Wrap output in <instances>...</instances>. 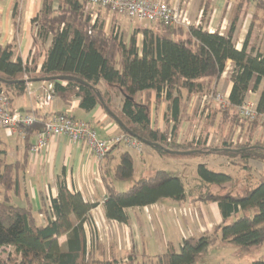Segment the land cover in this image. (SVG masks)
Returning <instances> with one entry per match:
<instances>
[{
	"label": "trees",
	"instance_id": "obj_1",
	"mask_svg": "<svg viewBox=\"0 0 264 264\" xmlns=\"http://www.w3.org/2000/svg\"><path fill=\"white\" fill-rule=\"evenodd\" d=\"M247 1L255 3V10L264 9L263 2ZM243 4L244 0H237L223 34L218 30L209 32L202 25L184 28L158 21L136 28L129 41L124 42L115 31H106L102 18L92 19L84 0H41L38 13L31 20L34 35L30 59L14 58L13 42L0 44V91L12 101L26 91L25 80L48 78L55 96L64 101L77 97L79 107L85 111L97 105L104 110L106 107L121 122L118 128L122 133L150 146L160 156L194 158L219 154L231 161L238 159L246 169L251 160L264 164V138L255 137L258 126L264 128V123L258 124L257 117L251 121L245 119L237 109L249 91L258 92L256 112L258 118L264 116V51L256 52L254 46L248 49L251 25L239 49L233 41ZM98 8L111 12L108 8ZM255 16L256 12L252 17ZM138 34H141L139 45ZM41 54V63H36ZM227 61L232 66L225 105L214 101L217 105L209 109L203 120L204 135L177 141L185 101L193 96L215 94ZM59 76H74L88 85L58 80ZM137 94L143 95V100L137 99ZM152 95L156 106L165 104L162 126L151 117ZM44 119L45 116L37 115L31 125L21 128L26 133L23 138L27 146L29 136L42 129ZM208 127L220 135V144H209ZM5 153L0 148L3 186L0 247L10 246L13 253L0 258V264H135L131 253L122 262L113 254L96 252L95 229L88 239L86 225L93 227L90 212L97 203L85 200L78 191L68 190L64 181L59 182L56 197L49 203L42 201L39 209L42 221L35 218L29 202L22 206L11 203L10 194L18 187L16 168L23 162L8 163ZM196 174L205 184L223 185L231 179L227 173L215 172L203 163L196 166ZM132 176V156L124 150L113 168V180L128 181ZM102 180L106 189L102 203L104 216L120 223L129 222L128 208L148 206L166 198L175 201L186 198L182 180L161 169L125 190L116 189L114 181L105 176ZM196 200L215 203L220 224L210 232L183 237L178 250L168 244L160 253L143 254L141 264H194L216 242L242 250L263 245L264 182L253 187L248 183L242 194L204 193ZM233 216L237 217L230 221ZM236 264H264V257Z\"/></svg>",
	"mask_w": 264,
	"mask_h": 264
},
{
	"label": "crops",
	"instance_id": "obj_2",
	"mask_svg": "<svg viewBox=\"0 0 264 264\" xmlns=\"http://www.w3.org/2000/svg\"><path fill=\"white\" fill-rule=\"evenodd\" d=\"M40 1L41 0H25L19 4V2L15 0H0V44L4 45L13 42L14 58L19 56L22 61L30 59L32 54H30V51L32 52L33 49L34 35L31 20L38 13ZM163 1L167 2L172 7H177L180 9L184 16H186V18L190 21L189 25H202L209 32L218 30L221 34L227 31L231 21L230 18L232 17L233 6L237 3V0ZM251 5H253L252 1L244 0L241 15L238 19L237 26L233 34V41L235 42V45L238 49L242 46L244 40L246 39L248 31V29L245 30L243 26V23L246 20V16L243 19L244 10H246V8L250 7ZM96 17H101V14L94 13L92 19H95ZM186 26L187 25H183L184 28H186ZM48 44L49 40L45 46L47 47ZM249 48L250 45L248 43V49ZM42 59L43 54L38 57L36 63H41ZM227 66L231 68V61H227L225 69H228ZM225 73L226 70L222 73L220 79L218 80L216 89L220 86L221 80ZM47 85L48 83L45 80H32L31 82L27 83L26 91L22 95L13 98L11 101L12 108L20 112L35 111L37 115L45 116V119L53 114L63 112L76 119L86 121L89 126L96 131V135L100 139L121 133L116 121L106 113L103 107L97 105L92 110L85 111L79 107V98L77 97H71L68 101H64L59 96H54L48 106H44L40 110H36L37 99L43 95ZM230 87L231 82L228 77V83L224 94L225 97L228 96ZM247 97L256 101L258 92L249 91L247 93ZM143 98L144 96L140 94L138 99L143 100ZM116 100L117 103H119V98ZM190 102H192L191 98L186 100L185 104L189 106ZM150 105L152 120L155 121L158 126H162V116L165 110V104L161 103L156 106L154 104V98L152 95ZM162 107H164V109H162ZM157 108H160L159 115L157 113V115L154 114ZM186 114H188L187 111ZM13 132H18L23 137L26 134L20 129H17L16 131H8L0 128V146H2L0 148L6 151L5 158L8 163L23 162L21 167L17 166L16 168L18 187L14 194L18 199H23L22 202L24 204L27 202L31 204L35 218L40 219V221L43 219V215L39 212L42 201L46 203L50 201V199L56 197L59 182L64 181L68 190L78 191L85 200L97 203V206L90 212V219H102L103 222H107L108 224H116L122 230L121 236L123 237L122 239L124 240V245L122 247L121 245L119 246L120 249L118 250L117 255L115 254V250L112 252L113 255L121 259L125 253L126 257L128 254H130L131 246L135 245L134 242H136V239L139 240L138 233L133 230V226L137 222H141L140 219H151L150 214L153 216V212H156L157 210H160L161 213L164 211L165 213H168L170 209L173 213L175 212L173 206L168 208L167 211L164 208H161L160 200L159 202L148 206L128 208L126 210L130 217L128 223H120L114 220H109L104 216L102 203L106 195V189L102 177L105 176L107 179L113 180V168L118 162L120 153L124 150H127L132 156L134 175L137 168L139 167V164L136 163V160L139 158L143 160V151L138 153L134 150L127 149L122 145H117L111 148L105 158L97 161L91 150L85 144H74L70 141L67 135L62 134L50 139L44 149L37 153H33L30 150V146L36 142V134L29 136L28 146L24 138L22 145L16 144L15 146H8L5 142V138L11 137ZM261 132L263 133L262 138H264V128L259 125L255 132V137L257 134L259 136ZM183 135L184 122L181 123L176 140L183 141L185 139H191L183 137ZM144 146L149 148V151H145L146 159H152L153 155L160 156L150 146ZM247 166L250 167L249 161ZM242 191L243 190H241V193ZM204 193L211 192H207L206 188L202 186L199 194L191 199L192 202L199 203L198 207L196 208V215L191 214L190 216L185 217L184 220L181 218V228L179 230L180 238L177 244L178 246L175 247L170 241L165 240L162 246L159 244L156 246V249L159 247L161 249L156 253H160V251L162 252L168 244H171L176 250H178L183 237L198 236L210 232L215 226L220 224L221 217L216 204L213 202L196 200L200 194ZM176 211V214L180 213L179 209H176ZM155 218L159 219V215L156 213ZM92 229H94V226ZM151 233L152 232L150 231L147 236L149 237ZM102 248L103 250L105 249L104 253H110L104 245ZM121 248H123V251ZM154 248L155 245H152L151 249L154 250ZM259 248L261 253H257L255 256L264 257V243ZM142 250H140V254L146 255L145 246ZM156 253L150 255H154Z\"/></svg>",
	"mask_w": 264,
	"mask_h": 264
},
{
	"label": "rangeland",
	"instance_id": "obj_3",
	"mask_svg": "<svg viewBox=\"0 0 264 264\" xmlns=\"http://www.w3.org/2000/svg\"><path fill=\"white\" fill-rule=\"evenodd\" d=\"M18 1L19 4L24 2L25 0H15ZM19 9V8H18ZM20 10V9H19ZM89 12L100 13L101 17L105 23V29L109 32H116L117 35L121 37L124 42H128L130 36L136 28L141 29L145 26V22H138L134 19H130L125 16H120L117 14H113L111 12L106 11L105 9H100L95 7L94 9H87ZM256 12V16L252 17L253 13ZM246 16V17H245ZM245 17V21L243 26L245 30L248 29L249 25L250 34L248 43L251 46H254L256 52L264 51V9L259 8L255 10V3L253 5L246 8L244 10L243 19ZM252 21V22H251ZM137 30V29H136ZM141 41V34L137 35L138 45ZM235 43V42H234ZM228 69L226 73L223 75L220 86L216 89V92H219L221 95L225 94V90L228 83V77L230 72V67L227 66ZM103 88V86H101ZM140 94H137L136 98L138 99ZM216 102L212 101L210 104H206L203 102L201 98L197 97L192 102H190L189 106L184 103L186 109L185 114L182 118V122H184V135L183 137L187 138H195L198 135L202 134V128L204 123V118L208 114L209 109L215 107ZM217 105V104H216ZM160 107V106H159ZM164 109V107H162ZM186 111L188 114H186ZM160 108H157L155 115H159ZM157 113V114H156ZM169 117V114H167ZM258 124L264 123V121L259 118L257 119ZM211 131V136L209 140V144L214 146L220 144V135L216 134L215 130L212 127H208ZM223 133L225 131L223 130ZM222 133V134H223ZM261 138L263 133L261 132L259 135ZM258 134L256 137H259ZM182 137V138H183ZM5 142L8 146H15L16 144H23V136L18 132H13L11 137L5 138ZM145 145V144H144ZM2 147V146H0ZM143 160L141 158L137 159L136 163L139 164V167L136 170V173L132 176V178L128 181H114L115 187L118 190H125L129 188L134 182L146 178V176L151 175L155 170L162 169L166 171L168 174L172 176H177L182 180L183 186L185 188L186 199L181 202H176L171 199H163L161 200L160 207L164 208L166 211L171 206L174 207L175 212L170 211L165 213H161L160 210L153 212L150 214L151 219H140L141 222H137L133 226V230L138 233L139 240L136 239L135 245L131 246V254L134 257L135 264H141L142 255L140 254V250L146 247V255L151 256L150 254L159 252L160 247L156 249L157 245H163L165 240L170 241L175 247L178 245V241L180 238L179 230L181 228V218L183 220L185 217L192 215H196V208L198 207V202H192L191 199L196 197L201 191V187L204 186L207 192L217 193V194H225L230 193L232 195L242 194L241 190L246 188L248 183L251 184V187L255 186L260 182H264V164L259 161H249L250 167L248 169L244 168L238 159L229 160L226 156H222L219 154H207L196 156L194 158H186V159H172L166 157H160L157 155H153L152 159H146L145 151H149V148L143 146ZM141 153V152H140ZM135 157V156H134ZM140 157V156H139ZM145 161V162H144ZM200 163L206 164L208 168L212 169L215 172H223L227 173L231 176L229 182L225 184H205L201 181V179L196 174V166ZM248 163V162H247ZM2 189L3 186L0 184V198L2 197ZM10 202L17 205H24L22 200L15 197L14 192L12 191L10 194ZM176 209H179L180 213L176 214ZM155 213L159 215V219L155 218ZM179 217V218H178ZM237 216H233L231 220H235ZM40 221V219H37ZM93 226L96 233V243L98 244L96 247V252H103L104 255L109 256L110 253L116 251L117 255L118 250L124 245V240L122 239V230L116 224H108L107 222H103L102 219H92ZM146 223H145V222ZM91 229V230H90ZM154 229V230H153ZM92 228L90 225H86V232L88 239L91 237ZM152 232L149 237L147 236L149 232ZM186 234V233H185ZM136 235V234H134ZM187 236V235H186ZM63 241V238L60 239ZM120 243V244H119ZM105 246L110 253H104L102 246ZM155 245L154 250L151 249V246ZM150 248V250H149ZM123 251V248H121ZM13 248L10 246L0 247V258H6L10 253H13ZM143 252V250H142ZM161 252V251H160ZM257 253H261L260 248H253L242 250L240 247L230 244H221L214 243L210 245L204 252H202L197 261L194 264H236V263H248L249 260L255 258H263L262 256H255ZM145 255V256H146ZM144 256V258H145ZM253 256V257H252ZM123 258V259H122ZM126 253L123 257H121V261H126Z\"/></svg>",
	"mask_w": 264,
	"mask_h": 264
},
{
	"label": "built area",
	"instance_id": "obj_4",
	"mask_svg": "<svg viewBox=\"0 0 264 264\" xmlns=\"http://www.w3.org/2000/svg\"><path fill=\"white\" fill-rule=\"evenodd\" d=\"M86 9L95 7L108 8L112 13L134 19L138 22L152 24L163 22L167 25H189L190 21L177 7L170 6L163 0H84ZM263 2L264 0H253ZM93 17L94 13L90 12ZM55 96L52 83H48L43 95L37 99L36 110L48 106ZM197 96L191 97L193 101ZM201 100L209 103L211 100L225 105L226 97L219 92L202 95ZM239 114L247 120L258 118L256 104L248 97L237 108ZM37 118V113L20 112L12 108V103L4 91H0V128L8 131L21 130L22 127L31 125ZM264 121V116L260 117ZM65 134L74 144H85L93 153L97 161L102 160L112 147L122 145L127 149L142 152L144 144L139 140L124 133L100 139L96 131L81 119H76L63 112L53 114L43 120L42 129L36 134V142L30 146L33 153L44 149L48 141L59 135ZM49 203V201H48Z\"/></svg>",
	"mask_w": 264,
	"mask_h": 264
},
{
	"label": "water",
	"instance_id": "obj_5",
	"mask_svg": "<svg viewBox=\"0 0 264 264\" xmlns=\"http://www.w3.org/2000/svg\"><path fill=\"white\" fill-rule=\"evenodd\" d=\"M58 80H64V81H70V80H73V81H76L78 83H81V84H84V85H88L86 82H84L83 80L77 78V77H74V76H59L57 77ZM49 79H45V81H48ZM25 82L29 83L31 82V80H25ZM97 96L99 97V99L101 100V97H100V94L97 92L96 93ZM102 101V100H101ZM105 111L108 115H110L111 117H113V119L116 121L117 124L121 125V122L114 116V114L112 112L109 111V109H107L105 107ZM187 153V152H186Z\"/></svg>",
	"mask_w": 264,
	"mask_h": 264
}]
</instances>
